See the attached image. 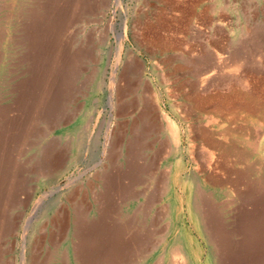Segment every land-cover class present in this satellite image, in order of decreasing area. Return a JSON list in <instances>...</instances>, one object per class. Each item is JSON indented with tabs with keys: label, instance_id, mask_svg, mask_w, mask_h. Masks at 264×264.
Segmentation results:
<instances>
[{
	"label": "rangeland",
	"instance_id": "obj_1",
	"mask_svg": "<svg viewBox=\"0 0 264 264\" xmlns=\"http://www.w3.org/2000/svg\"><path fill=\"white\" fill-rule=\"evenodd\" d=\"M44 1L0 0V123L5 116L11 117L22 111L26 85L34 73V48L29 36V20L42 11ZM59 1L62 3L67 0ZM111 1L92 2L94 11L86 12L80 22L67 27L60 35L62 38L57 40V46L61 50L73 52L91 48L93 55L91 54L90 60L82 65V71L71 83V88L77 92L58 103L61 111L58 113L62 117L60 125L46 137L41 135L44 123L39 118H35L25 127L29 138L26 144L28 147L18 146L20 154L15 157L19 182L18 198L7 206L9 209H5L4 213L6 219L8 218L6 222H11L13 228L11 234L4 236L0 241L3 249L0 260L2 264H31L33 253L40 264H76L72 249L76 241L72 209L75 206L78 210L88 207L84 219L89 222L98 219L101 206L94 204L92 199L107 190L99 179L100 176L113 175L112 171L118 167L120 171L126 168L122 157L116 162L111 161L113 163L110 164V150L120 141L128 142L132 136L131 132L140 130L137 122L138 110H124L129 112L125 115L117 114L114 108L119 100L123 105L138 98L137 92L129 95L124 92L120 94L118 91L125 85L123 70L129 64L134 65L135 76L148 85V93L157 97L160 109L175 122L181 140L180 151L170 156V159L168 157V160L163 159L159 164L160 172L164 171L166 176L170 174L172 180L177 179V184L175 193L166 194L156 209L167 208L183 195L185 201L188 189L194 187L193 183L202 184V192L213 204H219L216 205L217 214L221 217L223 234H228L233 244H240L239 194L244 186L241 182L237 183L236 179L245 164L230 161L229 167L223 170L213 166L207 169L208 160L200 150L203 144L197 139V133L200 129H212L211 125H207V118L213 116L214 112L210 109L212 106H200V101L195 96L193 85L196 72L191 70V73L190 70L179 68L182 61L190 58L188 52L193 54L192 59L205 51L213 57L216 55L214 53H217L225 62H228L230 55L240 52L241 49L250 53V50L258 45L255 44L256 41L264 40V0H120L121 6H116L115 0ZM110 24L118 34L122 33L123 27L126 26V38L122 42L123 50L117 64V42L114 33H109V45H98L103 31ZM256 58L246 54L247 62L243 66L244 69L241 68L240 74L246 75L247 79L245 85H240V95L239 89L234 86L231 87L232 91L229 88L222 90V93L227 96L228 103V111L224 112V115L235 120L230 127L240 126V129L253 130L260 124L263 126L260 129L263 141L264 57H258L259 60ZM95 67L98 77L92 80L90 73ZM113 74L118 93L115 89L110 90L113 86ZM112 91L116 94H112ZM146 94L140 93V96ZM204 95L215 97L216 93L210 91ZM40 109L37 112H40ZM157 136L158 142H169L166 132L162 131ZM148 140H151V137ZM239 146L249 152L242 140ZM166 152L169 153L168 145ZM57 153L64 155L61 167L51 176H40L43 173L44 159L52 157L51 159L55 160ZM166 155L167 153L163 154ZM256 156L257 153L248 161L254 162ZM256 169L249 174L248 181L258 182L263 176V172ZM215 179H227L230 183L227 188L221 187ZM183 184L186 185V190L182 188ZM227 189L231 195L227 194ZM89 190L91 191L88 192ZM112 204L113 208L106 213L107 221L115 220L121 224L122 221L132 218L134 229L143 225V217L135 212L138 201L132 205L117 204L115 201ZM222 205L225 206L224 211L220 207ZM104 210L107 211V206ZM248 210L250 207L246 208V211ZM169 221V218L164 217L158 225L159 229L165 230L160 236V239L165 241L163 245H171L173 234H182L187 228L191 232L190 239L200 248L202 260H205L209 246L203 232L202 237L198 236L194 226L185 220L186 226L179 221L175 232L167 235L165 232ZM208 229L210 240L214 244L218 243L220 239L212 233L213 229ZM175 248L186 255L181 244L182 251L179 247ZM162 249L163 247H160L149 259L138 261L136 264H156L162 257Z\"/></svg>",
	"mask_w": 264,
	"mask_h": 264
},
{
	"label": "bare ground",
	"instance_id": "obj_2",
	"mask_svg": "<svg viewBox=\"0 0 264 264\" xmlns=\"http://www.w3.org/2000/svg\"><path fill=\"white\" fill-rule=\"evenodd\" d=\"M44 2L45 5L42 7V11L37 15L34 13V17L29 20V36L34 48L32 55L34 73H32L33 75L26 85L25 98L21 105L22 111L16 112L11 117L5 116L0 123V241L4 236L10 235L13 228L11 222H6L8 218L6 219L4 213L7 206L18 198L19 182L17 180L15 157L20 154L18 146L28 147L26 144L29 138L25 127L31 124L30 122L35 118H39L44 123L43 134L41 135L46 137L60 125L62 117L58 113L61 112L58 103L77 92V90L71 88V83L74 77L80 74L82 65L90 60L92 54L91 48L78 49L71 51L72 53L67 49L61 50L57 46V40L67 27L70 28V25L80 22L86 12H92V2L94 3L96 0H67L62 3L59 0H49L48 2L45 0ZM114 3L116 6H121L120 0H115ZM122 30L123 32L118 34L112 24L108 25L103 31L98 44L99 47L109 45V33H114L117 42L116 64L120 61L123 50L122 42L126 38V26ZM256 43L258 45L254 48L251 47L250 53L249 51L246 53L244 49H241L240 52L230 55L229 63L225 62L223 57L217 53H214L216 55L213 57L205 51L192 59L193 54L191 55L188 52L190 58L180 61L179 68L180 70H190L189 72L194 70L196 72L193 85L195 96L200 101V106L213 107L210 109H212L214 115L207 118V125H211L212 129H200L197 133V139L203 144L200 150L203 154L205 153L204 157L208 160H206L207 169L213 166L216 169L223 170L229 165L230 161L245 164L236 179L237 183H242L244 186L243 191L239 194L240 244H233L229 240L228 234L225 232L223 234L221 217L217 214L218 208L216 205L219 204H213L202 192V184L193 183V189L189 186L185 201L183 195L178 197L175 203L169 204L167 208L156 209L166 194L175 193L174 189L177 184V179L172 180L170 174L166 176L164 171L163 173L160 172L159 164L163 159L168 157L170 159V156L180 151L181 140L175 122L160 109L157 97H152L148 93V85L135 76L134 71L136 69L133 64H129L123 70L125 85L118 91L120 94L124 92L129 95L137 92L138 98L123 105L122 102L119 103V100L114 108H116L117 114L124 113L125 115L129 112H124V110H138L137 122L140 130L131 132L132 136L128 142L120 141L116 146H112L110 150L112 156L110 164L122 157L126 163V168L120 171L119 167H115L117 169H114V172L112 171L113 175L100 176L99 179L107 190L92 199L94 204H100L101 206L98 219L94 222L84 219L88 207L84 210H78L75 206L72 209L71 216L73 217V227L76 235V241L72 249L76 264H136L138 261L149 259L155 250L160 247H163L162 257L156 264H264V140L262 141L260 137V129L263 126L257 124L253 130L240 129V126L230 127L232 123H235V120L229 118L228 115H224V112L228 111V103L227 96L222 93V90L229 88L231 90V87L234 86L239 89L238 95H240V85H245L247 79L246 75L240 74L241 68L247 62L245 61L246 54L252 57L255 56L258 60V57H264V40L256 41ZM114 74L111 78L113 86L110 90H116ZM97 77L98 70L95 67L90 73V78L93 80ZM103 84L105 85V83ZM210 91H214L216 96L204 95ZM115 92L118 93L117 90ZM140 93L147 94L142 95V97ZM212 96L214 95L212 94ZM39 108H41L40 112H37ZM162 131L168 134L169 142H158L157 135L161 134ZM245 135H247L246 138ZM150 137L151 140H148ZM240 140H242L246 149H249V152L240 149ZM222 141L226 142L223 143ZM167 145L169 146V153L166 152ZM261 145L262 148H260ZM166 153L167 155L163 156ZM256 153L258 156L254 157V162H249L248 159ZM55 155V160L51 159L52 157L50 159L45 158L43 166L41 163L43 173L40 176H51L61 167L64 155L62 153ZM255 169L263 172V176L258 182L248 181L249 174H252ZM215 181L221 187H226L230 183V180L227 179H222V181L215 179ZM202 183L204 185V181ZM182 188L186 190V185L183 184ZM226 192L231 195L228 189ZM114 201L123 205H132L135 201H138L135 212L143 217V225L139 229H134L132 218L130 220H126V218V221H122L121 224L114 219V221H107L108 215L106 213L111 211L110 208H113L114 204L112 203ZM106 206L107 211L104 210ZM220 207L223 211L225 210L224 205ZM247 207H250V210L246 211ZM164 217L170 220L165 232L167 235H172L175 232L176 224L179 221L184 223L185 220H188L189 224L194 226L198 236L202 237L203 234L206 236L207 241H205L209 246V251L205 260H202L203 255L199 250L200 248L190 239L191 232L185 227L184 232L181 231L182 234L180 232L175 236L173 234L171 245L169 243L163 245L165 241L162 238L160 239V236L165 230L164 228H161L163 230L159 229L158 225ZM68 220L70 221V219ZM164 224L163 226H165ZM208 227L212 228L214 231L212 233H215L220 239L218 243L214 244L210 240L211 237L207 232ZM63 234L65 233L63 232ZM180 244L186 255L175 248H180ZM180 249L182 251V248ZM2 251L0 244V260L3 254ZM30 260L31 264H40L34 253ZM0 264H2L1 261Z\"/></svg>",
	"mask_w": 264,
	"mask_h": 264
}]
</instances>
